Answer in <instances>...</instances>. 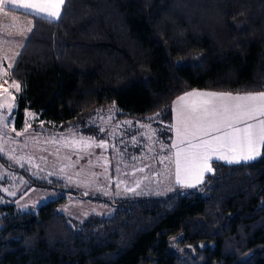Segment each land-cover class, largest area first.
Here are the masks:
<instances>
[{"label": "trees", "instance_id": "obj_1", "mask_svg": "<svg viewBox=\"0 0 264 264\" xmlns=\"http://www.w3.org/2000/svg\"><path fill=\"white\" fill-rule=\"evenodd\" d=\"M32 17L10 70L21 90L16 128L26 110L63 131L114 103L120 118L158 115L170 134L172 102L186 91L264 90V0H65L58 20ZM212 167L200 185L165 196L111 200L65 188L119 207L81 223L57 201L27 212L0 204V264H179L177 234L198 248V264H264V147L256 160Z\"/></svg>", "mask_w": 264, "mask_h": 264}, {"label": "rangeland", "instance_id": "obj_2", "mask_svg": "<svg viewBox=\"0 0 264 264\" xmlns=\"http://www.w3.org/2000/svg\"><path fill=\"white\" fill-rule=\"evenodd\" d=\"M188 10L190 11V8ZM6 11L9 10L5 9ZM8 15L10 13H7V17ZM31 22L11 21L0 12V56L6 54V61L14 59L21 44L23 47L26 44L32 32L28 31ZM6 72L8 75L4 77L7 80L8 77L10 79V71ZM20 91L14 96L6 95L5 105L0 104V204L15 203L19 211L27 212L34 211L48 202L57 201L60 212L72 223H81L90 216L110 217L119 207L111 203L83 199L65 188H74L83 195L101 196L111 200L130 196H165L176 187L198 186L204 181L205 175L211 173H204L198 181L199 172L196 167L185 171L182 166V183L177 184L174 162L177 148L173 145L178 144L181 149H186L187 146L179 144L176 128L174 127V140L172 125L169 126L168 134L158 115L154 114L146 120L137 117L120 118V110L114 103L90 111L82 121L63 131L48 128L38 120V113L26 110L24 127L19 134L14 135L16 127L11 126L13 121L8 119L13 107L9 109L6 105L12 103L10 100H13V97L15 104ZM260 92L264 90L253 93ZM186 93L179 95L172 102L175 125L178 98ZM220 134L212 132L210 136ZM208 138L210 137H202ZM100 144L104 146L98 147ZM228 152V147L223 146L219 154L227 156ZM165 157L172 159H164L161 163V159ZM212 159H217L216 154ZM212 161L209 163L213 170ZM217 161L225 162L222 159ZM20 170L21 174L18 173ZM31 177L47 182L54 178L63 180L64 184L35 186L31 184ZM183 238V234L171 237L172 250L178 253L181 259L191 262L187 264H198V248ZM204 246L205 243H199L200 248ZM181 259L179 264H184Z\"/></svg>", "mask_w": 264, "mask_h": 264}, {"label": "snow or ice", "instance_id": "obj_3", "mask_svg": "<svg viewBox=\"0 0 264 264\" xmlns=\"http://www.w3.org/2000/svg\"><path fill=\"white\" fill-rule=\"evenodd\" d=\"M65 0H0V12H5L8 5L23 9L26 14L34 15L38 20H58L61 16L62 6ZM15 20V18H13ZM14 26V25H13ZM7 31V29H5ZM31 32L32 28H28ZM11 34L10 32L8 33ZM23 35V32L20 33ZM5 58L6 54H5ZM9 68L12 64L8 65ZM3 75L8 73L5 71ZM7 83V80L4 81ZM20 91V85L13 81L12 85ZM4 93H8L4 89ZM196 97V100L189 98ZM15 97H13V100ZM178 108L176 109L175 125L179 144L188 143L186 149L179 148L178 144L174 154L176 166V182L181 181V169L185 171L190 166L198 169V181L206 172H212L209 161L216 154L217 159L225 160L227 163H241L256 159L260 154L259 145H264V92L246 95H233L231 93L201 92L192 91L178 98ZM9 109L12 104L6 105ZM247 121H255L247 123ZM243 124V126H238ZM217 132L220 135L210 136V133ZM19 134V133H18ZM202 137H210L202 139ZM198 140V143H191ZM103 147V144L97 145ZM223 146H227L231 151H236L239 147L240 154L229 158L220 155ZM171 160L172 157L161 159ZM194 186V185H188Z\"/></svg>", "mask_w": 264, "mask_h": 264}, {"label": "crops", "instance_id": "obj_4", "mask_svg": "<svg viewBox=\"0 0 264 264\" xmlns=\"http://www.w3.org/2000/svg\"><path fill=\"white\" fill-rule=\"evenodd\" d=\"M5 9H8L9 11L7 12V13H10V15H8V17L7 16H5L6 18H8L9 20H11V21H18V22H23V21H26V22H31V20H32V22H31V27H32V29H33V27H34V18L32 17V16H34V15H32V16H27V15H22V14H20L18 11H20V12H24V10L23 9H19V8H16V7H14V6H12V5H8ZM25 13V12H24ZM13 18H15V20H13ZM29 18L31 19V20H29ZM52 21H56V20H52ZM16 34H17V32H16ZM24 43V42H23ZM23 46H22V44H21V46H20V48H19V51H18V53H17V55L15 56V58L13 59V58H11V59H8L9 61H6V58H5V56H3V55H1L0 56V104L1 105H5V103H6V100H5V97H6V95H8L7 93H4V89H7L8 90V93H11V96H14V95H16L17 94V90H15V87L14 86H11L12 85V83H13V81L12 80H10L9 79V77H8V79H7V83H5L4 81L6 80L5 79V77H4V75H3V71L4 70H8V71H10V69L12 68H9L8 67V65L9 64H12V65H14V63H15V61H16V59H17V57H18V55L20 54V52H21V48H22ZM10 51H11V49H10ZM6 65V66H5ZM15 82V81H14ZM15 83H17V82H15ZM18 84V83H17ZM201 91V92H213V91H211V90H205V89H192V90H189V91H186V92H192V91ZM185 92V93H186ZM214 92H218V91H214ZM254 92H259V91H254ZM223 93H226V92H223ZM231 94H233V95H246V94H254L253 92H230ZM184 94V93H183ZM10 101H12V105H13V111H14V109H15V107H16V103L15 104H13V100H10ZM16 101V100H15ZM12 115H14L13 114V112L9 115V117H8V119H10V121H13V125H11V126H13V127H16L15 126V124H14V117L12 116ZM129 118V117H128ZM259 119H264V117H260ZM255 121H247V123H254ZM172 125V127H171V131H172V137L174 138V140H175V110H174V108H173V105H172V117H171V124H170V126ZM238 126H243V124H241V125H238ZM24 127V124L21 126V128H15V132H14V135H17L18 133H19V131L21 132V129ZM174 132V133H173ZM59 133H63V132H59ZM199 141L198 140H194V142L193 141H191V143H198ZM186 146H187V148L189 147V145H188V143L186 142V143H184ZM226 147V146H225ZM263 147H264V145H259L258 146V151H259V155L256 157V159L257 158H259L260 157V155L262 154V150H263ZM228 150H229V152H228V157L229 158H232L233 156H235V155H239L240 154V149H239V147L236 149V151H231L229 148H228ZM212 160H217V159H212ZM212 160H210V161H212ZM255 160V159H254ZM6 161V160H5ZM5 161H4V165H5ZM251 161H253V160H251ZM8 162V161H7ZM213 162V161H212ZM211 162V163H212ZM226 162V161H225ZM248 162V161H247ZM250 162V161H249ZM233 164H235V162L233 163ZM26 167V166H25ZM18 168H19V166H18ZM27 168V167H26ZM194 168V166H190L188 169H193ZM18 173L19 174H21V172L20 171H18Z\"/></svg>", "mask_w": 264, "mask_h": 264}]
</instances>
